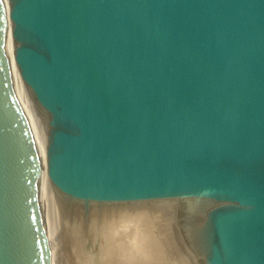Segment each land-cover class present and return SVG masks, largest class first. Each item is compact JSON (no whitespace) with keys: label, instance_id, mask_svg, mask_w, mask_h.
<instances>
[{"label":"water","instance_id":"1","mask_svg":"<svg viewBox=\"0 0 264 264\" xmlns=\"http://www.w3.org/2000/svg\"><path fill=\"white\" fill-rule=\"evenodd\" d=\"M13 63L58 191L200 202L206 264H264V0H0V264H51Z\"/></svg>","mask_w":264,"mask_h":264},{"label":"bare ground","instance_id":"2","mask_svg":"<svg viewBox=\"0 0 264 264\" xmlns=\"http://www.w3.org/2000/svg\"><path fill=\"white\" fill-rule=\"evenodd\" d=\"M14 47L15 43L12 41V38H10L9 53L11 55ZM13 70L19 95L30 114L40 149L42 206L45 228L51 245V264H54L55 253H53L52 248V232L47 204V196L49 195V191H51V188L49 190V186H52L46 172V147L48 134L46 128H44L43 121L41 119L40 121L35 120L30 110V107H32V100L29 89L22 80L14 63ZM174 200L187 202L193 201L190 199H156L127 202L93 201L94 203H97L96 206H98L99 209L106 211V222L99 229L98 240H94L95 244L93 243L91 247L87 246L89 248L87 252L83 250L85 249L83 248L85 247L84 244L79 246V248H81L80 250L77 249L78 253H75L76 255H74L73 262H71L73 264H180V257H178L180 255L175 254L176 252L174 251L172 252V250L162 242V239H160V241L158 240V232L161 231L163 225L159 223L154 215L159 209H164L166 212H169L171 210L169 208L170 206L174 208L171 212L175 213L178 206L180 209V205L178 203H172ZM192 207L193 210L184 212V215L188 214L191 217V229L195 230L197 227V229H199L200 226V222H198L199 214L202 212L206 213L207 208L204 205H193ZM177 214L179 216V213ZM79 240L80 238H77L75 244H78ZM71 252L74 253L76 251L72 250ZM69 256L73 255L71 254Z\"/></svg>","mask_w":264,"mask_h":264},{"label":"rangeland","instance_id":"3","mask_svg":"<svg viewBox=\"0 0 264 264\" xmlns=\"http://www.w3.org/2000/svg\"><path fill=\"white\" fill-rule=\"evenodd\" d=\"M31 106L30 110L32 112L33 102H31ZM35 112L37 115L32 112L35 120H46V115L41 110L36 108ZM50 188L51 191H49V195L47 196V204L52 232V248L53 253H55L54 264H73L74 255L81 248L79 246L84 244L85 247L83 248L85 249L83 250L87 252L88 247H91L98 240L99 229L106 222L107 213L99 209L96 206L97 203L90 202L89 204H85L83 201L66 196L54 186H49V190ZM176 201L172 202L180 205V209L178 206L175 212L176 214L171 212L174 209L171 206L169 207L171 209L169 212H166L164 209H159V211L155 212V218L163 225L161 231L158 232L159 238L158 236L157 238L159 241L162 239V242L172 252L174 251L176 252L175 254L180 255L178 256L180 257V264H206L205 255L199 242V230L200 226L205 222L206 213L202 212L199 214L198 222H200V226L199 229H197L198 227L196 228L197 231L196 229H191V217L188 214L184 215V212L193 210V205H202V203L194 200L191 202ZM177 213H179V216ZM77 238H80V242L78 241V244H75ZM72 250L76 252L72 253ZM71 254L73 256H69Z\"/></svg>","mask_w":264,"mask_h":264}]
</instances>
